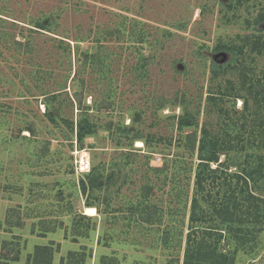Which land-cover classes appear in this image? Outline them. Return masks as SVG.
<instances>
[{"label": "rangeland", "instance_id": "obj_1", "mask_svg": "<svg viewBox=\"0 0 264 264\" xmlns=\"http://www.w3.org/2000/svg\"><path fill=\"white\" fill-rule=\"evenodd\" d=\"M38 20L47 26L32 32L30 24ZM1 31L10 37L0 35V264H70L83 256L80 264H184L194 175L180 178L190 190L186 203L171 184L162 185L163 176L148 174L152 202L164 213L160 227L136 224L128 213L148 181L144 165L168 164L172 177L178 170L171 160L184 154L187 136L196 131H179L180 105L158 108L168 102L190 106L201 134L206 122L216 129L224 120L218 105L246 109L251 84L264 93V49L252 51L255 40L258 48L264 44V0H0ZM62 39L72 49L70 60L58 48ZM78 44L91 53L98 72L88 65L83 72ZM58 90L59 99L50 102L58 116L54 124L45 117L44 95ZM106 97L112 107L90 109L91 120L130 126L131 113L144 112L140 130L150 132L152 148L140 140L133 150L117 148L100 127L96 138L85 139V149L78 148L80 105L100 106ZM255 104L250 99L248 109ZM66 120L74 123L73 149L59 135L69 126ZM122 151L133 152L135 172L120 158ZM85 153L103 172L93 196L78 186L89 182L78 169ZM225 160L221 155L219 161ZM89 199H95L94 217L85 213ZM72 211L90 217L81 224L88 236H76ZM252 235L260 246L231 256L235 264H264V232ZM222 248L236 246L225 235Z\"/></svg>", "mask_w": 264, "mask_h": 264}, {"label": "trees", "instance_id": "obj_2", "mask_svg": "<svg viewBox=\"0 0 264 264\" xmlns=\"http://www.w3.org/2000/svg\"><path fill=\"white\" fill-rule=\"evenodd\" d=\"M41 22L42 20H38L36 23L30 24L32 26L30 30L32 32L45 30L44 27L47 26V21ZM0 35L10 37L2 31ZM63 41L62 39L58 48L70 60L72 49L69 45L64 47ZM30 44L31 42L25 45L28 52L29 48H31ZM259 45L260 40H255L252 51L264 49V44L263 47L258 48ZM79 46L78 44L76 54H84V60H81L80 57L78 58V63L84 67L83 72L87 68L86 65L95 69V73L98 72L99 67L91 65L93 62L91 53H83V49H80ZM229 50L234 52L232 49ZM92 55L95 56V54ZM87 60L89 64L86 63ZM213 72L216 73L215 68ZM246 90L249 96L244 98L246 109L237 111L236 109H226L225 103L218 105L224 120L219 119L216 129L214 126L209 127V123L206 122L202 127L201 134H199L197 129L199 120L192 113L190 106L180 102H168L158 108L163 109L167 105L172 107L180 105L183 108V112L178 121L179 131L182 133L188 127H195L196 131L192 136H187V143L184 144L186 148H183L184 154L177 157L174 156L175 158L171 160L173 168L178 170L173 173L172 177L166 174L168 164H165L166 167H152L150 163L144 165L146 170L149 171L145 174L148 181L140 190V199L135 203L129 204L128 213L134 218V220L130 219V221L136 222V224L141 226L147 224L149 228L160 227L163 224L164 213L152 202L151 190H153V185L148 174L155 172L159 179L163 176L162 185L171 184L173 191H176L178 200L182 201L184 198L186 203L190 201V190L187 186L183 187L180 178L184 174L194 175L195 187L189 206L190 232L187 233L189 245L186 249L184 264H235V256H231L236 255L238 252L251 254L257 246H260L257 243V237L253 236L252 233L261 234L264 232V93L257 90L253 84L250 87H246ZM59 92L60 90L53 91L49 93L50 95H44L48 96L44 100L48 108L45 117L54 124L57 123L58 116L50 109V102L53 99H59ZM225 97L222 95L219 101L225 102ZM213 98L210 99L213 101L217 100ZM250 99L256 103L254 110L248 109ZM95 102L93 107L84 105L86 108H83L80 105L82 115L78 122L76 139L79 149L86 148L84 144L87 137L96 138L98 136V127L109 132L112 140L116 141L117 144L115 146L117 148L126 146L127 149H131L134 142L139 140L146 144L147 149L152 148L151 142L153 139L150 132L145 135L140 130L143 121L140 119L139 114L144 112L137 114L132 112L133 124L130 126H126L123 120L118 123L107 121L106 123L98 124V118H92L91 120L89 110L93 108L110 109L112 107V97H106L100 106L97 101ZM251 116H254L255 119L253 123L249 124L248 119ZM170 119L172 121L176 120V116L173 115ZM66 123L69 126L67 129L60 130L59 135L65 134L73 149L75 140L74 123L73 121L69 123L67 120ZM221 125H223L222 128ZM150 127L152 128L153 125ZM31 131L34 132L33 129ZM247 134L248 138H246ZM6 139L8 140V137ZM26 139L28 140V138ZM161 141L163 142L164 140L160 138L157 142ZM10 142H13V139H10ZM183 142L182 139L179 141V150L182 148L181 144ZM221 155L226 156L225 161H219ZM133 157V152L122 151L120 158L127 162L126 164L131 167L132 172H135L136 163ZM165 160L168 162V158ZM212 164H218L217 168H213ZM114 165L115 168H118L120 163L115 162ZM232 168L236 170L231 171ZM102 173L97 166H93L91 171L86 174L89 181L88 184L84 180L81 181V185H78L79 189H82L85 193L87 190H91L92 195L104 183ZM31 192H34V189H31ZM57 194L63 197L60 191ZM94 201L95 199H89L86 207H95ZM72 212L75 216L73 228L76 236H88L86 231L88 226L86 225L85 229H83L81 224L84 220H91L90 217ZM166 233L169 234L168 231ZM225 235H227L228 242L232 241L235 243V250L225 251L222 248V239H224ZM75 256L73 254V257ZM106 260L109 261L110 259L107 258ZM82 261H85L84 256L82 260H78L76 263L72 259L70 264H80ZM51 263L52 261L48 264Z\"/></svg>", "mask_w": 264, "mask_h": 264}, {"label": "built area", "instance_id": "obj_3", "mask_svg": "<svg viewBox=\"0 0 264 264\" xmlns=\"http://www.w3.org/2000/svg\"><path fill=\"white\" fill-rule=\"evenodd\" d=\"M92 163L90 157H81L80 160H78V169L79 173L86 174L91 171Z\"/></svg>", "mask_w": 264, "mask_h": 264}, {"label": "bare ground", "instance_id": "obj_4", "mask_svg": "<svg viewBox=\"0 0 264 264\" xmlns=\"http://www.w3.org/2000/svg\"><path fill=\"white\" fill-rule=\"evenodd\" d=\"M83 157H88V154H86L85 153V155L83 156ZM81 209V208H80ZM85 213H86V215H89V216H91V217H94V216H96L97 215V211H96V209L94 208V207H86L85 208Z\"/></svg>", "mask_w": 264, "mask_h": 264}]
</instances>
